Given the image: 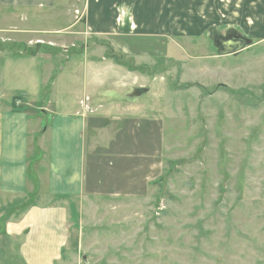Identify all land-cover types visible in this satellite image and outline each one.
<instances>
[{"label":"rangeland","instance_id":"374dc122","mask_svg":"<svg viewBox=\"0 0 264 264\" xmlns=\"http://www.w3.org/2000/svg\"><path fill=\"white\" fill-rule=\"evenodd\" d=\"M82 2L59 0L39 16L5 8L0 14V95L9 94L4 60L36 50L26 35L7 31H60L31 35L69 52L42 50L41 75L49 71L57 80L33 101L44 108L51 101L67 115L81 111V99L90 104L89 124L99 119L104 128L99 151L86 158L90 195L79 208L81 242L72 264H264V41L222 56L207 31L138 37L129 55L114 52L127 67L104 62L97 80L87 82L81 63L113 54L85 38L75 13ZM15 40L26 45L11 48ZM134 88L149 93L132 99ZM24 109L44 128L54 118Z\"/></svg>","mask_w":264,"mask_h":264},{"label":"crops","instance_id":"0c3cea01","mask_svg":"<svg viewBox=\"0 0 264 264\" xmlns=\"http://www.w3.org/2000/svg\"><path fill=\"white\" fill-rule=\"evenodd\" d=\"M58 1L0 0V14L5 8L39 16V10L50 12ZM80 5L75 13H81L85 38L100 49L105 44L114 52L122 49L125 55H129L131 40L138 37L169 39L185 32L198 35L207 31L210 39L212 29L237 32L253 43L264 41V0H83ZM77 18L74 25L80 24ZM20 20L26 22L28 18ZM7 32L17 37L26 35L32 41L28 47L34 44L36 50L32 54L17 51L4 60L2 80L9 94L0 95V264H72L81 242L77 235L79 208L90 195L86 158L89 152L95 155L99 151V132L104 128L99 127V119L89 124L90 104L84 109L81 99V111L67 115L57 114L51 101L46 108L42 102L33 101L42 96L49 81L56 79L49 71L41 75L43 67L38 68V61L42 50L52 54L51 47H64V52H69L63 44L31 35L60 31ZM121 38L128 39V46L117 40ZM15 41L18 44L11 48L19 50L26 45ZM3 44L0 40V55ZM104 62L120 67L103 54L81 63L87 82L89 77L97 80L94 77L100 68L105 69ZM26 107L48 115L54 112V118L44 128V120L25 111ZM88 130L92 131L90 140Z\"/></svg>","mask_w":264,"mask_h":264},{"label":"water","instance_id":"95a60500","mask_svg":"<svg viewBox=\"0 0 264 264\" xmlns=\"http://www.w3.org/2000/svg\"><path fill=\"white\" fill-rule=\"evenodd\" d=\"M209 34L210 40L213 42L218 53L222 56L239 54L252 44V40L244 38L234 31H228L227 37H224L215 29H212ZM148 93V89L134 88L129 96L132 99H139Z\"/></svg>","mask_w":264,"mask_h":264},{"label":"trees","instance_id":"16d2710c","mask_svg":"<svg viewBox=\"0 0 264 264\" xmlns=\"http://www.w3.org/2000/svg\"><path fill=\"white\" fill-rule=\"evenodd\" d=\"M106 45V44H105ZM108 45V44H107ZM108 47L110 48V46L108 45ZM111 50H112V56H110L108 59H112V60H114V61H116V63L117 64H119L120 66L121 65H123V66H126L127 67V65L123 62V61H121V58H123V57H121V56H116L115 54H114V50L112 49V48H110ZM130 65V64H129ZM140 68V67H139ZM130 71H132V72H134V70H137L138 68H136L135 66H133V65H130L129 66V68H128ZM140 71V70H139Z\"/></svg>","mask_w":264,"mask_h":264},{"label":"built area","instance_id":"2783aa9c","mask_svg":"<svg viewBox=\"0 0 264 264\" xmlns=\"http://www.w3.org/2000/svg\"><path fill=\"white\" fill-rule=\"evenodd\" d=\"M87 105V104H86ZM84 103L81 104V106L84 108V109H87L88 105L86 106ZM89 109V107H88Z\"/></svg>","mask_w":264,"mask_h":264},{"label":"flooded vegetation","instance_id":"af4514ba","mask_svg":"<svg viewBox=\"0 0 264 264\" xmlns=\"http://www.w3.org/2000/svg\"><path fill=\"white\" fill-rule=\"evenodd\" d=\"M224 37H227V33L224 35Z\"/></svg>","mask_w":264,"mask_h":264}]
</instances>
